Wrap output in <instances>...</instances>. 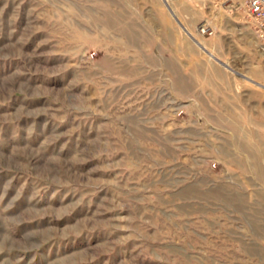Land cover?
Wrapping results in <instances>:
<instances>
[{
  "label": "rangeland",
  "instance_id": "rangeland-1",
  "mask_svg": "<svg viewBox=\"0 0 264 264\" xmlns=\"http://www.w3.org/2000/svg\"><path fill=\"white\" fill-rule=\"evenodd\" d=\"M249 53L243 0H0V264H264Z\"/></svg>",
  "mask_w": 264,
  "mask_h": 264
},
{
  "label": "built area",
  "instance_id": "built-area-1",
  "mask_svg": "<svg viewBox=\"0 0 264 264\" xmlns=\"http://www.w3.org/2000/svg\"><path fill=\"white\" fill-rule=\"evenodd\" d=\"M256 47L264 53V0H243Z\"/></svg>",
  "mask_w": 264,
  "mask_h": 264
},
{
  "label": "crops",
  "instance_id": "crops-1",
  "mask_svg": "<svg viewBox=\"0 0 264 264\" xmlns=\"http://www.w3.org/2000/svg\"><path fill=\"white\" fill-rule=\"evenodd\" d=\"M246 59L248 60L247 66H244L238 74L244 79L249 78L264 84V57L257 53H249Z\"/></svg>",
  "mask_w": 264,
  "mask_h": 264
}]
</instances>
